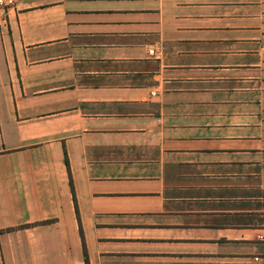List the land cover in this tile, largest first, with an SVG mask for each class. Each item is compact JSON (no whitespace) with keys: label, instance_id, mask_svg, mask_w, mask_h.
Listing matches in <instances>:
<instances>
[{"label":"crops","instance_id":"0c3cea01","mask_svg":"<svg viewBox=\"0 0 264 264\" xmlns=\"http://www.w3.org/2000/svg\"><path fill=\"white\" fill-rule=\"evenodd\" d=\"M0 264H264V0L0 8Z\"/></svg>","mask_w":264,"mask_h":264},{"label":"built area","instance_id":"2783aa9c","mask_svg":"<svg viewBox=\"0 0 264 264\" xmlns=\"http://www.w3.org/2000/svg\"><path fill=\"white\" fill-rule=\"evenodd\" d=\"M15 0H0V8H6L9 7L14 3Z\"/></svg>","mask_w":264,"mask_h":264},{"label":"trees","instance_id":"16d2710c","mask_svg":"<svg viewBox=\"0 0 264 264\" xmlns=\"http://www.w3.org/2000/svg\"><path fill=\"white\" fill-rule=\"evenodd\" d=\"M86 261H87V259H86ZM88 262V261H87Z\"/></svg>","mask_w":264,"mask_h":264},{"label":"rangeland","instance_id":"374dc122","mask_svg":"<svg viewBox=\"0 0 264 264\" xmlns=\"http://www.w3.org/2000/svg\"><path fill=\"white\" fill-rule=\"evenodd\" d=\"M15 2V1H14Z\"/></svg>","mask_w":264,"mask_h":264}]
</instances>
